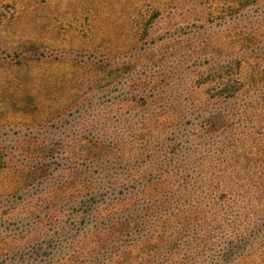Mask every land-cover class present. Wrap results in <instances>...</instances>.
<instances>
[{"label":"rangeland","instance_id":"rangeland-1","mask_svg":"<svg viewBox=\"0 0 264 264\" xmlns=\"http://www.w3.org/2000/svg\"><path fill=\"white\" fill-rule=\"evenodd\" d=\"M0 157V264H264V0H0Z\"/></svg>","mask_w":264,"mask_h":264},{"label":"trees","instance_id":"trees-1","mask_svg":"<svg viewBox=\"0 0 264 264\" xmlns=\"http://www.w3.org/2000/svg\"><path fill=\"white\" fill-rule=\"evenodd\" d=\"M93 151H94L95 157H97V160H100L102 158L101 154L104 153V150L101 147H96ZM86 159H88V158H86ZM0 165L2 168H4L6 165V162L2 157H0ZM83 172H84L83 173V178H84L83 186L81 187V189L79 191L94 195V196H92V199H95V196L100 192V190L105 189V184H104V182L99 181L98 178L95 179L94 177L89 175V172H87L86 170H84ZM118 223L119 222H117V221L115 222L116 226L114 228H112V231H120L117 229H119L121 227L120 225H122L123 223L122 224L121 223L118 224ZM121 230H123V228ZM110 237H111L110 235L108 237H106L107 238L106 241H108L109 240L108 238H110Z\"/></svg>","mask_w":264,"mask_h":264}]
</instances>
